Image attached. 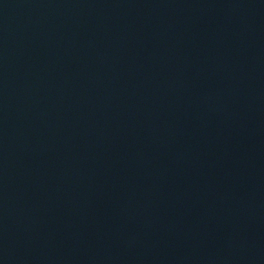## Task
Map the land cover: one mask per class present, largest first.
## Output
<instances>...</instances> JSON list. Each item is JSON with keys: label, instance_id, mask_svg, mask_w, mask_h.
Returning a JSON list of instances; mask_svg holds the SVG:
<instances>
[{"label": "water", "instance_id": "95a60500", "mask_svg": "<svg viewBox=\"0 0 264 264\" xmlns=\"http://www.w3.org/2000/svg\"><path fill=\"white\" fill-rule=\"evenodd\" d=\"M0 264H264V0H0Z\"/></svg>", "mask_w": 264, "mask_h": 264}]
</instances>
